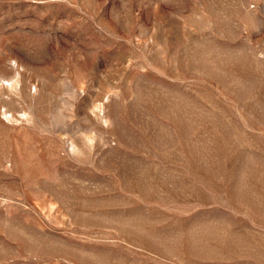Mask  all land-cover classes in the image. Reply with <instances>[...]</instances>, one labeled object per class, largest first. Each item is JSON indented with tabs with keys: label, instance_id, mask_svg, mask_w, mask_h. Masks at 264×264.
I'll list each match as a JSON object with an SVG mask.
<instances>
[{
	"label": "rangeland",
	"instance_id": "374dc122",
	"mask_svg": "<svg viewBox=\"0 0 264 264\" xmlns=\"http://www.w3.org/2000/svg\"><path fill=\"white\" fill-rule=\"evenodd\" d=\"M0 264H264V0H0Z\"/></svg>",
	"mask_w": 264,
	"mask_h": 264
}]
</instances>
